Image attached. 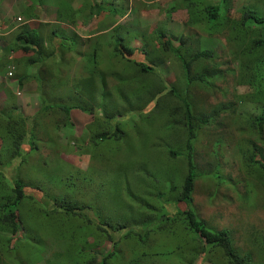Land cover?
I'll use <instances>...</instances> for the list:
<instances>
[{
    "label": "rangeland",
    "instance_id": "rangeland-1",
    "mask_svg": "<svg viewBox=\"0 0 264 264\" xmlns=\"http://www.w3.org/2000/svg\"><path fill=\"white\" fill-rule=\"evenodd\" d=\"M12 1H15L17 6H9L6 0H0V15L8 16L9 22H12V19L19 17L21 10L26 11L28 7L30 13L37 16L29 21L32 27L39 34L50 35L53 46H56L55 42L58 43L56 39L59 34L61 36L65 28L69 30V27L64 28L61 25L62 19H56L55 15L63 11L71 20L79 19L82 26L77 29L71 26L70 31H67L72 32L67 35L66 31L62 35L66 39L56 48L55 53L58 54L59 50L65 51L66 48L62 47L65 44L90 55L94 52L92 48L96 46L99 47L96 52L98 61L83 62V57V60L80 58L74 61L70 58L71 53H65L62 60L71 65L61 73L70 77L76 76L75 68L80 72L84 68L83 65L90 68L100 66L102 70H107V75L114 79H105V86L98 79L95 89L88 93L90 98L93 97L95 102H99L98 106L95 105L90 114L82 112L99 122H106L105 115H111L109 123L106 122L105 125L108 130L104 131L111 132L110 125H118L125 134L109 141H100L99 145L95 146L90 139V131L86 128L91 120L85 123L84 119L74 118L77 109H73L75 111L72 118L68 120L60 108L64 103H56L55 98L42 99L43 106H59L56 110L62 112L63 121L57 118L60 114L56 115L53 109L42 111L40 113L43 115H40L36 109L40 106V101L36 97L29 99L27 109L23 108L19 103L22 100L21 88L13 90L14 86H19L21 75L16 77L17 73L11 70L12 60L9 58L13 51L11 48H15L18 43L13 39L5 50L0 47V89H4V95L0 97V177L3 183L0 185V200L9 195L5 187L9 190L14 186L15 180L20 179L25 183V196L18 205L24 236H21L17 248L12 252L1 253L0 258L4 264L62 263L65 260L62 253L59 255L56 252L65 247L64 242L73 240L74 232L77 235L78 228L77 220H72V215L65 216L63 211L60 212V206L63 201L72 202L73 195L81 203L90 206L87 211L92 217L96 215L97 209H105V212L114 217H111L113 221H116L117 217L136 219L139 215L136 212L143 206L160 211L164 204L168 210L171 201L167 202L163 196L142 198L141 195L144 196L145 193L142 192L144 186L140 183L144 181L148 183V187L155 184L152 177L141 176L142 168H146L158 171V184L153 192L169 188L175 181V168L179 165V160L175 158V161L167 163L163 156L168 149L186 155L188 148L183 130L178 126H171L170 116L165 115L168 106L173 102L175 106V101L179 103V100H183L184 103L187 98L184 90L187 87L178 90L186 83L179 61L170 51L162 48L163 40L158 37L160 32L169 36L172 43L178 35L193 33L188 44L191 50L198 47L213 49V56H217L214 60L224 69L222 76L214 79V86L207 88L193 84L190 90L194 93L195 110L199 107L204 114L215 111L217 115L215 121L211 120L198 129L197 139L193 143L196 162L202 167L209 162L220 163L215 175L219 178L225 176L228 180L226 185L219 186L213 182L217 179L209 178L213 176L212 169L205 170V174L197 179V183L200 182L196 184L190 206L208 222L234 230L238 243H242L243 239V233H240L242 223L257 234L264 233V186L254 180L257 185L256 199L249 202L241 197L248 188L246 180L251 177L245 173L240 157V151L246 144L256 142L259 148L254 159L264 162V142L261 143L264 141V129L260 140L256 137L255 129L250 126L253 115L260 114L259 107H262L264 100L260 99L262 102L259 105L255 101L257 95L254 90L251 91L246 84L249 81L243 77L239 78L237 72L225 71L227 67L232 69L238 65L233 56L235 41L230 42L221 33L207 34L186 25L181 27V21L185 20L187 14L186 10L178 7L171 15L165 11L178 0ZM250 1L251 8L260 5L262 11L258 16L264 18V0ZM99 2L101 3L96 5ZM234 2L236 5L238 0ZM72 13L77 16L70 17ZM47 20L49 22H46ZM23 21L24 18L15 20L11 25H20ZM261 25H258L259 28ZM153 28L157 31L152 33ZM87 29H93L94 34H87ZM74 33L80 38L77 43ZM121 37L124 43L134 48L130 56L131 61L143 62L147 66L150 64L153 69L143 73L139 66L127 62L128 55L116 54L113 46ZM55 53L52 59L57 58ZM157 57L158 60H155ZM4 65L7 69L9 67L6 72ZM205 65L208 66L207 63ZM9 71L11 75H8ZM17 72L23 73L22 63L19 64ZM38 73H32L35 77L26 78V82L37 86V91L42 81ZM191 73L195 74L196 71L192 70ZM55 75L56 72H53L43 77L46 79ZM128 75L132 76L131 81L123 79ZM45 82H57L60 86L58 89L70 93L63 98L64 102L75 96L73 92L66 90L72 88L73 79L66 80L65 84H61L57 79ZM171 85L177 88L179 96L176 93L174 96L167 93ZM80 100L87 102L86 99ZM103 104L105 113L102 111ZM8 111L15 117L14 120L19 116L25 118L27 131L17 146L11 145L7 139L3 140V134L7 133V130L3 126L2 118ZM116 132L118 133L117 130ZM177 143L180 144L176 145ZM184 159L185 157L180 163H184ZM243 172L249 179H243ZM230 182L235 183L236 190ZM99 192L102 193V199ZM141 201L144 203H140ZM133 230L140 229L134 225ZM89 241H92V237ZM157 244L159 250L168 251L164 258H158L162 264H181L182 250L177 247L176 240L161 237ZM104 246L106 249L108 243ZM141 246L138 241L128 243L122 240L119 243L121 249L138 250ZM146 248L151 249L150 246ZM195 264L206 263H201L199 257Z\"/></svg>",
    "mask_w": 264,
    "mask_h": 264
},
{
    "label": "trees",
    "instance_id": "trees-1",
    "mask_svg": "<svg viewBox=\"0 0 264 264\" xmlns=\"http://www.w3.org/2000/svg\"><path fill=\"white\" fill-rule=\"evenodd\" d=\"M99 1L102 2L103 0ZM101 2L96 3V5ZM250 5V0H238L236 5L234 0H178L177 3L168 6L165 11L171 15L178 7H183L187 14L185 20L181 21V27L186 25L207 34L221 33L230 42L235 41L236 49L233 51V56L237 60L238 65L232 69L227 67L225 71L237 72L239 78H246L249 81L246 84L249 85L251 91L254 90L257 95L255 101L260 105L262 102L260 99L264 100V18L258 16L262 11L260 5L256 8H251ZM26 11H23L25 12L23 13L24 17L30 18L32 13H30L28 7ZM71 16L77 15L72 13ZM67 23L65 27H69V30L64 27L62 35L67 30L70 31L71 26L76 29L82 26L79 23V19L71 20L67 18ZM260 24H262V27L259 28L258 25ZM38 30L41 31L40 28ZM68 31L66 34L70 35L72 31L70 33ZM155 31H157L156 28H153L152 33ZM62 35L60 36L59 34L56 39L58 43L56 44L55 42L56 46H53L51 44L53 39H51L50 35L39 34L29 23L23 22L17 26L13 35L4 39L1 48L5 50L6 46L11 43V40L16 39V43L18 44H16L15 48L11 49L13 50L12 52L16 51L19 53L21 58L13 59L11 65L14 66V71L17 73L16 77L21 75L19 76L20 82L26 81L28 77H35L32 74L35 72H39L38 75L42 80L39 89L46 86L44 83L46 80L57 79L61 84H65L66 80L73 79L72 88L66 90L73 92L75 96L69 97L70 100L68 102L66 100L64 104L58 103L63 104L60 108L63 109L66 118L71 120L73 109H79L90 114L94 110V106H98L99 102H95L93 97L92 100L88 94L92 93L95 89L98 79L105 86V79L114 78L111 75H107L108 71L102 70L100 66L99 68H96V66L90 68L83 65L84 68L80 72L75 68L76 76L72 77L62 74L61 72L71 65L62 60L65 53H71L70 58L74 61L83 57L85 59H82L83 62L96 63L98 61V54L96 52L99 48L94 46L92 48L93 54L90 53L88 55L82 53L78 48V50H75L71 46L64 44L62 47H65L66 50H59L57 54L55 53L56 48L66 39ZM73 36L77 43L80 38L76 33ZM192 36L193 33L178 35L172 43L171 38L163 32L158 34V37H161L163 40L161 41L162 48L170 51L179 61L183 80L186 83L178 89L187 87L184 90L187 93L184 103L183 100H179V103L175 101L177 105L175 106L173 102L171 104L173 106H168L165 115L167 117L170 116L171 126H178L183 130L185 144L188 148L185 151L186 155L182 154V152L168 149L166 155L163 156V159H166L167 163L176 159L179 160V165L175 168V181L169 188L153 192L159 179L157 176L158 171L154 169V171H151L142 168L141 176L143 178L147 175L152 177L155 184L148 187V183L144 181L140 183L144 186L142 192L145 193L144 196L141 195L142 198L150 199L156 195L158 197L163 196L167 202L171 201L168 210L164 204L160 211L143 206L136 212L139 214L136 219H118L117 217L115 218L116 221H113L111 218L113 216L105 212V209H97L96 215L92 217L91 213L87 211L90 206L87 203H78V200L73 195L72 202L63 201L60 206V212L63 211L62 213L65 216L67 214L72 215V220H77L76 227L78 228V233L76 235V232H74L73 240L71 242H64L63 245L65 247L61 248L60 252H56L59 255L62 253L63 259H65L62 263L57 264H162L161 259L158 258H164L168 251L158 249L157 243L161 237H165L166 239L172 238L177 241V247L182 250L181 264H195L199 257L200 262H205L206 264H264V233L257 234L255 231L247 229V226L242 223L240 225V233H243V239L242 243H238L234 230L208 222L207 219L200 216L190 206L193 201L196 184L200 182L197 183V179L199 180V177L205 174V170L212 169L213 176L209 178L217 179V181L213 182H216L219 186L226 185L225 183L228 180L225 176L219 178L215 175L221 165L220 163H216L215 161L209 162L202 167L196 162V150L193 143L197 139L198 129L201 128L202 124H206L210 120L212 122L215 121L217 115L215 111L205 115L200 111L199 107L195 110L193 102L194 93L192 89L190 90V86L195 84L207 88L212 87L214 86V79L221 77L224 69L221 65H217L220 64L217 60H214L217 56H213V49L198 47L191 50L188 44ZM123 41L122 37L115 41L113 50H115L116 54L122 56H124L123 54L128 55L127 62L139 66L143 73H147L150 69H153L150 64L147 66L143 62L131 61L130 56L133 54L134 48ZM22 53L29 55H22ZM54 53L57 55L56 59H52ZM116 54L113 55L116 56ZM155 60H158V57ZM20 63L23 66V73L17 72ZM7 70H9V67L7 69V66L4 65V71L6 72ZM192 70H195L196 73L192 74ZM53 72H56L55 77H48L46 79L43 77V75L49 76ZM12 75L14 74L12 73ZM123 79L131 81L132 76H125ZM52 89V91L56 90L55 88ZM176 90L177 88L171 85L167 93L172 96L176 93L179 96V92H176ZM42 99L44 97L39 99L41 104L43 102ZM80 99H86L87 102H82ZM261 106H258L260 114H254L250 121V126L255 129L256 137L258 136L260 140H262L261 136L264 129V101ZM57 108L59 106H43L42 104L38 113L41 115L40 112L52 109L54 112H61L56 110ZM103 113L105 112L103 111ZM110 116L105 115L104 121L109 123ZM14 118L10 111L3 116V126L7 130V133L3 134V140L7 139L11 145L17 146L22 142L27 127L25 118L21 116L17 117V120H14ZM106 122L91 119V122L87 123L86 128L90 131V139L93 140L92 142L95 146H98V142L100 141H109L113 138L121 137L123 133L125 134V131L118 125H110L109 130L111 132L104 131L108 130L105 128ZM263 142L261 141V143ZM179 144L177 143L176 145ZM258 148L256 142H253L251 145H246L245 149L240 151V154L244 155L245 165L252 166V170L256 172L257 181L264 186V162L254 159ZM183 157H185L184 163H180ZM137 178L139 179V177ZM230 183L233 186L231 187L236 190L235 183ZM246 183L248 188L241 197L244 200L252 202L257 197V193H255L257 185L253 179L246 180ZM0 185H3L1 177ZM23 187H25V183L22 180H15L14 186L9 190L5 187L9 195L0 200V255L4 251L9 254L13 249H16L21 236H24L18 211V205L25 196ZM98 194L102 199V193L99 192ZM84 198L86 197L84 196ZM140 203H144V201ZM134 225H137L140 230L134 231ZM91 237L92 241H89ZM122 240L128 243L138 241L142 246L138 250L132 248L121 249L119 248V243ZM105 243H108L106 249ZM146 246H150L151 249H147ZM0 264H4L1 258Z\"/></svg>",
    "mask_w": 264,
    "mask_h": 264
},
{
    "label": "crops",
    "instance_id": "crops-1",
    "mask_svg": "<svg viewBox=\"0 0 264 264\" xmlns=\"http://www.w3.org/2000/svg\"><path fill=\"white\" fill-rule=\"evenodd\" d=\"M6 4H8L9 6H17V3L12 0H6ZM21 13L18 15L20 16ZM0 18H2L4 20V24H3V30H2V34H0V47L2 46V44L4 43V39L2 37L5 36V35H13L15 33V29H16V24L14 25H11L13 23L12 22H9V17L8 16H1L0 15ZM31 21V20H30ZM49 21V20H47ZM61 25L64 27L67 25V22L66 21H61ZM88 25V24H87ZM86 25V26H87ZM83 28V27H82ZM4 31V32H3ZM79 31V30H77ZM93 29H87L86 33L87 34H94L92 33ZM9 58L11 60L13 59H20L21 58V55L19 53H17L16 51L15 52H12L10 55H9ZM46 84V87L44 88H41V89H38L37 91V86H34L32 84H29L28 82L26 81H22L19 83V86H14L13 87V90L14 91H17L18 90V87L21 88L22 90V100L19 101L20 105L23 107V108H28V102H29V99L31 97H36L38 98V100L42 97L44 98H55L57 99V103H64L63 101V98H66L67 96H69L68 93L66 91H63V90H60L58 89L60 86L58 85L59 83H54V82H44ZM51 88H55L56 90L55 91H52ZM4 89H0V97L4 95ZM38 109V107L36 108ZM75 110H72V113H74ZM82 111L78 110L76 111L75 116L74 118H77L79 120H85V122H87L89 119H90V116H85L84 112L80 113ZM59 118H62V116H58ZM64 119V118H62Z\"/></svg>",
    "mask_w": 264,
    "mask_h": 264
},
{
    "label": "clouds",
    "instance_id": "clouds-1",
    "mask_svg": "<svg viewBox=\"0 0 264 264\" xmlns=\"http://www.w3.org/2000/svg\"><path fill=\"white\" fill-rule=\"evenodd\" d=\"M27 4H29V3H27ZM62 13L61 14H57V15H55V17H56V19H62L61 21H66L67 22V18H68V16H66L65 15V13L63 12V11H61ZM20 13L22 14V15H20L18 18H16V19H12L11 21H13V22H15V20H21L22 18H24V23H28L30 20H32V18H37V16L36 15H34V14H32V16L30 17V18H26L25 19V17H24V15H23V13H25V12H23V10H21L20 11ZM35 16V17H34ZM10 19V18H9ZM23 22H21V24L23 23ZM46 22H49V21H46ZM30 23V22H29ZM3 24H4V20L2 19V18H0V34H2V30H3ZM68 24V23H67ZM18 26V25H17ZM17 26H16V28H17ZM30 26H32L31 25V23H30ZM65 27V26H64ZM10 35H5L4 37H3V35H2V37H3V39H6V38H8ZM12 70H14V66L13 65H11V67H10ZM51 90H52V88H51ZM41 106H42V104L40 103V106L38 107V110L40 111V108H41ZM79 110V109H78ZM81 111V110H80ZM59 115V116H62V118H63V114H62V112L61 113H59V112H56V115ZM209 113H207V115H208ZM41 115H43V113H41ZM206 115V114H205ZM37 116V115H36ZM57 118H59L58 116H57ZM61 118V119H62ZM71 118H72V116H71ZM63 120V119H62ZM89 120H91V119H89ZM88 120V121H89ZM211 121V120H210ZM209 121V122H210ZM208 122V123H209ZM86 123V122H85ZM207 124V123H206ZM206 124H202L201 125V127H203V126H205ZM247 145V144H246ZM246 145H245V147H246ZM245 149V148H244ZM240 157H241V160H242V166H243V169H244V171H245V173L247 174V175H249L251 178L250 179H253V180H257L256 179V172H254L253 170H252V166H246L245 165V162H244V155H242V154H240ZM248 177L247 176H245V174H244V172H243V179H247ZM249 179V178H248ZM239 193V192H238ZM78 203H81V201H78Z\"/></svg>",
    "mask_w": 264,
    "mask_h": 264
},
{
    "label": "built area",
    "instance_id": "built-area-1",
    "mask_svg": "<svg viewBox=\"0 0 264 264\" xmlns=\"http://www.w3.org/2000/svg\"><path fill=\"white\" fill-rule=\"evenodd\" d=\"M8 75H11V72L10 71L8 72Z\"/></svg>",
    "mask_w": 264,
    "mask_h": 264
}]
</instances>
